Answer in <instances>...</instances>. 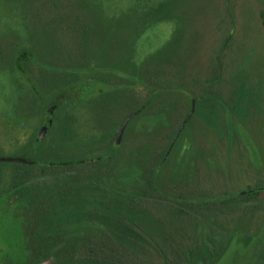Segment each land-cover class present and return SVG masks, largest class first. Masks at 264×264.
I'll list each match as a JSON object with an SVG mask.
<instances>
[{
	"label": "rangeland",
	"instance_id": "374dc122",
	"mask_svg": "<svg viewBox=\"0 0 264 264\" xmlns=\"http://www.w3.org/2000/svg\"><path fill=\"white\" fill-rule=\"evenodd\" d=\"M263 5L0 0V161L39 166L0 163V264H28L45 244L50 264H264ZM148 98L106 161L43 167L113 153ZM53 104L39 143L42 106ZM128 170L138 183L126 191L115 175ZM85 189L96 193L77 196Z\"/></svg>",
	"mask_w": 264,
	"mask_h": 264
},
{
	"label": "flooded vegetation",
	"instance_id": "af4514ba",
	"mask_svg": "<svg viewBox=\"0 0 264 264\" xmlns=\"http://www.w3.org/2000/svg\"><path fill=\"white\" fill-rule=\"evenodd\" d=\"M263 2H264V0H263ZM260 13H261V22H262V26H263V28H264V20H263V14H264V5H263V7H261L260 8ZM28 61H30V59L28 58V59H26L25 60V62H28ZM22 62H23V60H22ZM63 90H65V89H63ZM68 90V89H67ZM55 96V95H54ZM54 96H52V102H53V100H54ZM67 96V95H66ZM66 96H61L60 97V100L58 101V102H60L61 100H63ZM192 100V99H191ZM197 100L198 99H196L195 101L193 100V103H194V107H195V104H196V102H197ZM151 103H152V101L150 100V98H148V100L145 102V104L143 105V106H141L139 109H137L136 111H134L132 114H135V113H137V115L134 117V118H132L129 122H128V124H127V126H126V128H125V131H124V134H123V137H122V140H121V142H120V144H117V135H118V133H119V131H120V128H121V126L123 125V123L128 119V117H130L132 114H130L127 118H125L124 119V121L122 122V124L120 125V127H119V129H118V131H117V133H116V136H115V140H114V142H113V144H115L116 145V150L115 151H113V153H106L105 155H99V156H95V157H82V158H77V159H69V160H66V161H60V160H58V161H45V164L43 165V167H46V168H70V167H77V166H85V165H92V166H95V165H98V164H100L101 162H104V161H106L107 159H109L110 157H112L119 149H120V147H121V143H122V141H123V139H124V137H125V135H126V133H127V129H128V127H129V125L132 123V121L133 120H135L136 118H138L150 105H151ZM44 105H46V104H44ZM53 106H55V109H54V111H53V113L52 114H50L49 113V110H50V108H52ZM192 107H193V104H192ZM191 110H192V108H191ZM191 110H190V112H191ZM42 119H41V123L39 124V126L37 127V130H36V133H37V135H36V141H38L39 143H43L45 140H46V138H47V136L50 134V132H51V130H52V128H53V126H54V123H55V117H56V115L58 114L59 115V111H60V105L59 104H53V105H49V106H42ZM189 112V113H190ZM189 113L186 115V117H185V119L187 118V116L189 115ZM194 113H195V110H194ZM194 113H193V115H194ZM192 115V116H193ZM192 118V117H191ZM190 118V119H191ZM57 119H58V117H57ZM185 119L183 120V122H182V124L184 123V121H185ZM190 119L188 120V122L190 121ZM52 121V123L51 124H49V121ZM188 122L186 123V125L188 124ZM182 124L180 125V127H179V129L181 128V126H182ZM48 125V126H47ZM44 126H47L48 127V129H47V131H46V133H45V135L44 136H41V131H42V129H43V127ZM185 128H186V126H185ZM185 128L183 129V131L180 133V135H179V137L176 139V141L174 142V144H173V146H172V142H173V140L175 139V136L177 135V133H178V131H179V129H178V131L176 132V134L174 135V137H173V139H172V141H171V143H170V146H169V149L167 150V152L165 153V155H164V157H163V159H162V161H161V163H160V165H159V167H158V169H157V172H159L160 170H161V167H162V165L166 162V160H167V158L171 155V153H172V151L174 150V148H175V146H176V144H177V142H178V140L180 139V137L182 136V134H183V132H184V130H185ZM172 146V147H171ZM41 151V154H43V151H42V148H40L39 149V151H38V153ZM25 160H27V159H25ZM28 162L27 163H22V164H30V165H36L37 167H39L38 166V163H36V162H33L32 163V161H29V160H27ZM75 161H82L81 163H74ZM54 162H73L72 164H69V165H62V166H51L50 165V163H54ZM151 177V176H150ZM115 179H116V183L118 184V186H119V188L120 189H122V190H126V191H128V186L129 187H131V186H133V185H136L137 183H138V179H137V176H136V173L133 171V170H128V171H123V172H119V173H117L116 175H115ZM155 182H156V184L154 185L153 184V180L151 179V178H149L148 179V182H147V186H148V188L150 187V189L151 190H155V191H158V184H157V180H155ZM263 189H260V190H258V192H261ZM86 191H88V193H96V191H92V190H80V192L77 194V195H79V194H82V193H85ZM253 192H256V191H253ZM85 194H87V192L85 193ZM77 197V196H76ZM190 207H192V209H195V210H197V211H199V209L201 210L202 208H204V209H206L205 207H210V209H213L211 206H209V205H206V206H204V205H201V204H198V203H192L191 201H188V202H186ZM72 207H73V205L72 206H68L67 208H65L64 209V212H62L63 214H62V216H63V218H64V220H65V224H68L69 222H71V216H72ZM194 207V208H193ZM209 209V210H210ZM214 211V210H213ZM71 224H72V222H71ZM74 225L75 226H79L80 225V223H78L77 225L74 223ZM70 226V225H69ZM73 226V225H72ZM72 226L71 227H68V228H65V229H67V231H69V230H71L72 229ZM81 226L82 227H95V226H99V224H97V223H94V222H92V221H84V222H82L81 223ZM64 228L63 229H61V230H63L62 232H63V235L65 234V232H66V230H65ZM58 230V229H57ZM57 230L56 231H54L52 234H51V237H50V242H51V245H53L54 243H55V245H54V247H58V243L59 242H57V241H61L64 237H68L69 236V234L68 235H64L63 237H60V238H58L57 240H54L53 239V237H54V235H55V233H57ZM62 234V233H61ZM58 235H55V237H57ZM71 236V235H70ZM57 242V243H56ZM50 247H48V244H45V246L44 247H38V249H39V253H37L35 256L36 257H34V259H30L31 261H28L29 263L28 264H50V262H53L52 260H53V258H50L49 256V251L47 252L46 250H48ZM52 248V247H51ZM46 251V252H45ZM228 251V250H227ZM52 255V254H51Z\"/></svg>",
	"mask_w": 264,
	"mask_h": 264
},
{
	"label": "water",
	"instance_id": "95a60500",
	"mask_svg": "<svg viewBox=\"0 0 264 264\" xmlns=\"http://www.w3.org/2000/svg\"><path fill=\"white\" fill-rule=\"evenodd\" d=\"M54 109H55V106H53L52 108H50L49 113L52 114L53 111H54ZM194 110H195V107H194V103H193L192 110H191V112L189 113V115L187 116V118L185 119V121H184V123L182 124L181 128L179 129L177 135L175 136V139H174L173 142H172V146H173L174 142L176 141V139L179 137L180 133H181V132L183 131V129L185 128L186 123L188 122V120L192 117V115H193V113H194ZM136 115H137V113L132 114L130 117H128V119H127V120L123 123V125L121 126L120 131H119V133H118V135H117V144H120V142H121V140H122V137H123V134H124V131H125V128H126L128 122H129L132 118H134ZM51 123H52V121L50 120V121H49V124H51ZM47 126H48V125H47ZM47 126H44V127H43V129H42V131H41V136H44V135H45V133H46V131H47V129H48ZM172 146H171V147H172ZM2 161H9V162H13V163H27V162H28V161L25 160L24 158L5 159V160H1L0 163H1Z\"/></svg>",
	"mask_w": 264,
	"mask_h": 264
},
{
	"label": "trees",
	"instance_id": "16d2710c",
	"mask_svg": "<svg viewBox=\"0 0 264 264\" xmlns=\"http://www.w3.org/2000/svg\"><path fill=\"white\" fill-rule=\"evenodd\" d=\"M263 20H264V14H263ZM82 161H75L74 163L76 164V163H81ZM73 162H54V163H50V165L51 166H62V165H69V164H72ZM87 192V194H89L88 193V191H86ZM85 192V193H86ZM91 193V192H90ZM92 194V193H91ZM81 194H79V195H77V196H80Z\"/></svg>",
	"mask_w": 264,
	"mask_h": 264
}]
</instances>
